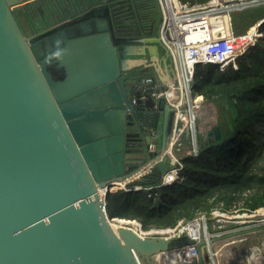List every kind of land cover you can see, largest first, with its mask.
<instances>
[{
    "label": "water",
    "instance_id": "obj_1",
    "mask_svg": "<svg viewBox=\"0 0 264 264\" xmlns=\"http://www.w3.org/2000/svg\"><path fill=\"white\" fill-rule=\"evenodd\" d=\"M26 6L31 36L17 10ZM141 19L134 0H0V264H245L257 244L264 252V230L213 237L214 257L202 241L191 261L162 256L192 243L187 231L116 232L109 187L145 176L143 162L152 183L169 170L174 107L128 90L142 76L135 47L161 43ZM209 105L206 140L222 136ZM160 115L161 148L149 150L144 129Z\"/></svg>",
    "mask_w": 264,
    "mask_h": 264
},
{
    "label": "trees",
    "instance_id": "obj_2",
    "mask_svg": "<svg viewBox=\"0 0 264 264\" xmlns=\"http://www.w3.org/2000/svg\"><path fill=\"white\" fill-rule=\"evenodd\" d=\"M134 2L148 31L159 34V0ZM263 18L264 3L234 11V32L246 33L254 26L256 44L236 59L196 64L194 90L224 113L222 136L206 140L201 135L200 155L183 158L180 177L173 184L152 183L154 177L134 181L142 189L112 184L106 202L110 218L138 220L145 229L165 228L201 212L209 214L215 207L247 211L264 206V173L254 169L264 150V21L258 24Z\"/></svg>",
    "mask_w": 264,
    "mask_h": 264
},
{
    "label": "built area",
    "instance_id": "obj_3",
    "mask_svg": "<svg viewBox=\"0 0 264 264\" xmlns=\"http://www.w3.org/2000/svg\"><path fill=\"white\" fill-rule=\"evenodd\" d=\"M159 3L163 20L158 35L173 60L175 79L161 84L154 75L147 74L134 85V93L141 91L142 98H147L149 94L155 99L164 97L174 107V123L168 147L169 170L159 181V185H170L180 177L183 158L200 155L201 125L210 113L209 101L194 90L196 64L233 60L255 45L256 28L253 26L254 29L251 27L246 33H235L232 14L236 10L264 3V0H208L201 4L191 0H159ZM226 16L229 23H226ZM263 21L264 18L258 24ZM220 32L224 34L219 36ZM133 102H137V97H133ZM148 128L155 138L159 136L158 128L152 125ZM155 147V142L149 144V150ZM118 183L127 190L143 188L140 183ZM120 219L115 217L111 220L113 223ZM139 223L140 226H135L142 228V223ZM142 229L145 237L179 236L187 231L193 242L162 256L191 261L193 257L199 256V244L202 241H207L203 246L204 252L213 256V237L263 231L264 206L247 211L215 207L209 214L201 212L188 221H180L175 227Z\"/></svg>",
    "mask_w": 264,
    "mask_h": 264
},
{
    "label": "crops",
    "instance_id": "obj_4",
    "mask_svg": "<svg viewBox=\"0 0 264 264\" xmlns=\"http://www.w3.org/2000/svg\"><path fill=\"white\" fill-rule=\"evenodd\" d=\"M164 50V47L158 42L139 44L135 47V51L138 54L133 56L137 57L134 60L136 62L135 69L141 74L153 71L156 81L161 84L166 83V81H171L173 78L175 79L174 67L169 62L167 52L166 50L164 52ZM232 227L237 228L234 225ZM208 264H217L216 258L214 257L213 261Z\"/></svg>",
    "mask_w": 264,
    "mask_h": 264
},
{
    "label": "rangeland",
    "instance_id": "obj_5",
    "mask_svg": "<svg viewBox=\"0 0 264 264\" xmlns=\"http://www.w3.org/2000/svg\"><path fill=\"white\" fill-rule=\"evenodd\" d=\"M241 13H244V12H240L239 14H241ZM160 18H161V16L160 17L158 16V18H156L157 31L161 25ZM19 19H20V22L22 24V27H24L26 30V27H28V25H27L28 23H27V19L25 17V14L23 12L19 14ZM22 21H23V23H22ZM155 35H158V33H156ZM167 55H168L169 62L173 66V60L170 56V53L167 52ZM128 90H129L131 95L134 94V92H135L134 82L128 81ZM218 115H219L220 120H224V113L221 112L220 114L218 113ZM158 127H159L158 129L160 131L161 127H162V117L160 119ZM154 141L157 143L158 148H161V141H162L161 135L157 139H155ZM200 141H201V138H200ZM200 146H201V142H200ZM254 169L256 172L264 173V150H263L262 154L259 156L258 160L256 161ZM261 249H262V244H257L256 248L254 250H252V252L250 253V256H248V258L246 259L247 262H245V264H250L249 260H250L251 256L260 252Z\"/></svg>",
    "mask_w": 264,
    "mask_h": 264
},
{
    "label": "bare ground",
    "instance_id": "obj_6",
    "mask_svg": "<svg viewBox=\"0 0 264 264\" xmlns=\"http://www.w3.org/2000/svg\"><path fill=\"white\" fill-rule=\"evenodd\" d=\"M118 183V182H117ZM121 184V183H120ZM102 194H104L105 190H101ZM116 232L124 239H128L130 235H134L136 237H143L145 232L142 228H137L135 225L140 226V223L136 220H128L125 218H121L117 222L112 223ZM130 234V235H129ZM253 264H264V252L261 251L253 256L252 260Z\"/></svg>",
    "mask_w": 264,
    "mask_h": 264
},
{
    "label": "flooded vegetation",
    "instance_id": "obj_7",
    "mask_svg": "<svg viewBox=\"0 0 264 264\" xmlns=\"http://www.w3.org/2000/svg\"><path fill=\"white\" fill-rule=\"evenodd\" d=\"M28 10L29 9V6H26V8H24L23 10L22 9H20V7H18L17 8V10L20 12V13H22L24 10ZM130 16L131 15H128V16H126V18L127 19H129L130 18ZM26 17V16H25ZM27 19V18H26ZM133 22H135V19L134 18H132L131 19ZM143 20V19H142ZM141 22H144L145 23V20L144 21H141ZM22 23H23V21H22ZM27 25H28V27H26V30H25V28L23 27V29H24V32H26V34L28 35V36H31L32 34H31V32H30V26H29V22H28V19H27ZM134 25H135V23H133ZM43 30H41L39 33H41ZM39 33H37V34H39ZM146 33H149V31H148V29H147V27L145 26V29H144V32H143V34L144 35H146ZM154 33H152V35H153ZM155 35V34H154ZM38 50H39V52H43V50L41 51L39 48H37ZM142 73H143V71H141ZM147 74H149V73H146V74H142V76L140 77V79L141 78H143L144 76H146ZM219 114L221 113V111H219L218 112ZM159 118H161V115H160V117H157V121H158V119ZM142 124H144V125H146L147 123H146V121L145 120H142ZM161 135V130H160V133H159V136ZM151 137L152 136V142H155L154 140L155 139H157L158 137H154L151 133H150V131L149 130H147V129H144V138L145 139H147L148 137ZM170 143V142H169ZM155 144H156V147H155V149L157 148V143L155 142ZM169 147V146H168ZM139 166H141L140 167V169H139V175H143V174H145V176H141V177H138L137 179H135L134 181H142V180H144V179H146V178H148V177H154V176H156L155 174L157 173L156 172V170L153 168V167H151L148 163H145V162H143L142 164H140Z\"/></svg>",
    "mask_w": 264,
    "mask_h": 264
}]
</instances>
